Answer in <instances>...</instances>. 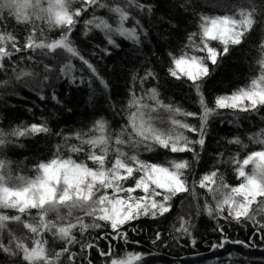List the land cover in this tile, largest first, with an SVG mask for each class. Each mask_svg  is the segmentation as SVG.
<instances>
[{"label": "snow or ice", "instance_id": "6c2138e0", "mask_svg": "<svg viewBox=\"0 0 264 264\" xmlns=\"http://www.w3.org/2000/svg\"><path fill=\"white\" fill-rule=\"evenodd\" d=\"M72 3L73 0H46L45 6V0H0V21L4 19L3 13L6 10L16 23H32L35 18L46 21L50 28L64 29L59 38L48 40L38 39L36 29L33 28L22 46L15 35L0 32V71L7 72L10 69L17 81L36 77L47 81L53 68L49 63H44L42 58L52 57L60 61L59 76L65 77L70 84L75 86L86 84L91 88L95 81H99L107 91L108 83L100 76L95 66L80 53L71 39V34L79 22L78 18L90 8H106L113 14L114 22L110 23L105 17L97 16L93 12L91 18L83 20L84 35L98 30L103 34L107 44L113 47H119L115 37L140 45L142 36L146 38L148 32L130 9L150 15L153 11L152 6L141 0L119 2L113 0L111 4L105 0H79L80 7L73 9ZM238 16V19L230 15L201 16L199 33H190L188 43L185 45L186 49H192V54L187 51H182L179 56L169 53L170 64L167 74L177 81H182L194 93L200 108L199 114L185 111L171 103L165 104L155 87L142 89V95L130 89V99L126 106L127 124L122 125L119 131L115 133L110 131L108 121L101 117L87 131L80 130L67 135L56 133L62 136L63 143L56 145V152L50 160L41 161L35 166L36 175L31 178L24 176L13 178L10 173L5 175V162L0 160V209H12L17 213L12 216L0 213V253L18 258L11 261V264H58L60 257L65 253H68L69 261H74L76 253L69 252V246L79 243L73 235L74 229L84 233L90 228L107 227L111 232L103 233L100 239H122L127 242V232L121 231L124 225L142 216L152 219L164 216L171 211L170 202L174 197L190 191L195 194L197 184L216 200L217 215H220L227 206L228 215L237 223H241L243 219L257 225L254 233L256 235L264 230V223L257 219L258 213H264V200L258 201V197H264V150L253 151L242 161L238 156L231 158L236 176L241 180L238 185L231 186L225 183L223 176H218L217 169L202 175L198 181L194 180L191 188L185 176L186 170L190 168L188 160L172 159L167 164H161L141 160L138 155L141 147L153 151L155 146H159L171 153L190 152L193 161L198 163L200 152L203 151L206 142L207 125L212 117L220 115L222 110H230L236 114L259 113L264 109V58L259 61L260 74L252 78L248 85L239 87L230 94L215 96L211 105L205 97L207 79L212 76L221 60L229 54L230 46L242 44L245 34L253 26L252 11L240 7ZM129 20L133 22L131 26H128ZM197 36L199 43L195 40ZM212 41H218L222 48L213 47ZM103 51L107 53V49ZM23 52L37 53L41 59L34 61L33 55H27L21 56L19 61L13 60L17 53ZM73 60H79L82 66L77 68ZM6 61L10 63L6 64ZM20 61L25 63L34 61L43 67L41 71H36L29 66H20ZM149 78L157 79L156 73L150 69L139 78L141 85ZM2 83L7 85L9 80ZM40 99L44 100L46 97L41 94ZM51 99L61 103L55 93ZM160 110L169 113L170 127L167 130L156 126ZM154 113L157 115H153ZM197 115L200 121L198 128L184 120L176 119L177 116ZM180 129L194 133L198 138L191 139ZM50 131L46 122L32 123L13 129L10 135L34 136ZM71 139L79 143L68 144ZM228 142L241 143L238 137ZM5 143H7L5 134L0 132V146ZM84 145L88 146L86 160L78 162L71 155L65 158L60 154L61 149L65 147L69 153L84 152ZM197 145L200 151L197 150ZM123 146L135 150L134 154L129 155ZM110 152L114 153V158L109 162ZM88 161L94 167H90ZM249 164L252 165L251 173L245 170ZM13 179L17 183L10 184ZM130 179H134V184L125 187V183ZM137 191L143 195H134ZM253 204H257L256 209L252 208ZM204 207L208 215H213L214 210L210 205L205 204ZM62 209L66 211L62 213ZM32 210H36L34 216L31 215ZM75 212H81L83 215L74 216ZM50 213H55V219L49 218ZM25 216L29 218L22 220ZM84 217H91L92 222L86 223ZM180 220L181 225L176 230L191 235L189 221H185L183 217H180ZM9 221L22 223L31 234L30 237H19L9 232L8 241L5 243L3 232ZM132 231L136 229L133 228ZM46 233L64 241V247L50 254L47 249L48 241L44 239ZM28 239L31 241L30 244L26 242ZM159 239L160 233L157 232L156 240ZM261 239H264V236H261ZM225 242L227 241H222L219 246L222 247ZM192 243L195 244V240ZM247 246L245 244V247ZM81 247L90 249L96 245L89 243ZM98 251L101 256H112L111 244L107 252L99 249ZM141 259V255L133 253L127 255L126 259L113 258L110 264H138ZM88 264H92V261L89 260Z\"/></svg>", "mask_w": 264, "mask_h": 264}, {"label": "trees", "instance_id": "16d2710c", "mask_svg": "<svg viewBox=\"0 0 264 264\" xmlns=\"http://www.w3.org/2000/svg\"><path fill=\"white\" fill-rule=\"evenodd\" d=\"M105 2L111 4L113 0H105ZM141 2L150 4L153 11L147 15L130 9L148 32L146 38L142 36L140 45L115 37L119 47H113L107 44L103 34L98 30L84 35L83 20L91 18L93 12L97 16L105 17L110 23L114 22L113 14L106 8H90L88 12L83 13L71 34V39L80 53L95 66L100 76L108 83L107 91L99 81H95L91 88L86 84L80 86L70 84L65 77L59 76L60 61L52 57L42 58L44 63H49L53 68L47 81H43L41 77L17 81L10 69L7 72L0 71V132L5 134L7 141L0 146V160L5 162V175L10 173L13 178L34 177L35 166L41 161L50 160L56 152V145L63 143L62 136L56 133L67 135L80 130L87 131L101 117L108 121L110 131L113 133L119 131L122 125L127 124L126 106L130 99V89L142 95V89L155 87L165 104L171 103L185 111L199 114L200 108L194 93L182 81L169 77L167 68L170 64V52L176 56L182 51L192 54V49H186L185 45L188 43L190 33H199L201 16L230 15L238 19V9L244 7L252 11L254 20L251 30L245 34L243 43L230 46L229 54L221 60L212 76L205 82V97L210 105L215 96L230 94L235 89L248 85L252 78L260 74L259 61L264 58V47H262L264 0H141ZM77 7H80L79 0H73L72 8ZM3 16L4 19L0 21V32L15 35L21 46L33 28L36 29L38 39L48 40L59 38L64 31L58 27L50 28L46 21L35 18L32 23H16L6 10ZM132 23L129 20L128 26ZM195 40L199 43V36L195 37ZM211 45L222 48L218 41H212ZM103 49H107V53ZM195 54L203 55V53ZM27 55H33L34 61L41 59L37 53L23 52L17 53L13 60L19 61L21 56ZM34 61L27 63L20 61V66H29L41 71L43 65H38ZM73 63L77 68L82 66L79 60H73ZM149 69L156 73L157 79L149 78L141 85L139 78ZM80 74L87 75V73ZM4 80H9V83L3 85ZM53 93L61 103L51 99ZM41 94L46 99L41 100ZM158 115L156 126L167 130L170 127L169 113L160 110ZM176 119L184 120L197 128L200 124L198 115L197 117L177 116ZM43 122H46L51 130L47 134L24 137L10 135L17 127ZM180 131L191 139L198 138L196 134L187 130L180 129ZM237 137L241 141L240 144L228 142ZM258 141H264V109L259 113L236 114L230 110H222L221 114L212 117L207 125L206 142L203 151L200 152L198 163L193 161L190 152L171 153L159 146H155L153 151L141 147L138 155L141 160L151 163L167 164L172 159L188 160L190 168L186 170L185 176L190 188L194 180L198 181L202 175L217 169L218 176L222 175L225 183L236 186L241 180L236 176L235 165L231 158L238 156L242 161L251 152L264 150V143ZM67 143L79 142L71 139ZM83 147L85 151L81 153H69L65 147L61 149L60 154L65 158L71 155L78 162L86 160L88 146ZM123 147L129 155L134 154L135 150L132 148ZM196 148L200 151L198 145ZM113 158L114 153L110 152L109 162ZM88 163L90 167H94L90 161ZM245 170L251 173L252 165L249 164ZM134 182V179L128 180L125 187L132 186ZM9 183L15 184L17 181L13 179ZM134 195L140 196L143 193L137 191ZM170 203L172 209L164 216L155 219L142 216L124 225L121 231L127 232V242L122 239H100L103 233L111 232L107 227L90 228L84 233L74 229L73 235L79 243L69 246V252L76 253L75 260L69 261L68 253H65L60 257L58 264H88L89 260L92 264H110L113 258L126 259L127 255L133 253L142 257L138 264H264V239H261L264 230L256 235L254 233L258 226L252 222L242 219L241 223H237L236 220H231L222 214L217 215L216 200L206 189L200 188L197 184L195 194L191 191L181 193ZM205 204L213 208V215L210 216L205 211ZM252 208L256 209L257 204ZM65 211L63 209L61 212ZM0 213L9 216L17 214L12 209H0ZM35 214L36 210H32L31 215ZM180 217L189 221L188 228L191 235L176 230L181 225ZM28 218L25 216L22 220ZM49 218L55 219V216L50 213ZM257 219L264 223V213H258ZM84 220L86 223L92 222L91 217H84ZM133 228L136 231H132ZM9 232L14 235L20 232L26 234L27 229L20 222H7L3 232L5 243L8 241ZM157 232L160 233L159 240H156ZM44 239L48 241L47 249L50 254L64 247V241L54 238L50 233H46ZM193 240L195 244L192 243ZM222 241L227 242L220 247ZM89 243L96 247L90 249L81 247ZM109 244L112 246V256H101L98 249L107 252ZM245 244L248 246L245 247ZM213 245L217 246L213 247ZM16 259L18 258L0 253V264H11V261Z\"/></svg>", "mask_w": 264, "mask_h": 264}, {"label": "rangeland", "instance_id": "374dc122", "mask_svg": "<svg viewBox=\"0 0 264 264\" xmlns=\"http://www.w3.org/2000/svg\"><path fill=\"white\" fill-rule=\"evenodd\" d=\"M259 200H264V198L263 197H259L258 198V201ZM254 205V204H253ZM253 205H252V207H253ZM63 210V209H62ZM61 210V211H62ZM51 214H53L54 216H55V213H51ZM74 214H76V215H83V214H81V212H75ZM222 215H224L225 217H227V218H229V219H233L231 216H229L228 215V208H227V206H225V208H224V210H223V212L221 213ZM233 220H235V219H233ZM30 233L28 232V230H27V233L25 234V233H23V232H20L18 235H16V236H19V237H30ZM26 242L27 243H31V241H30V239H28V240H26Z\"/></svg>", "mask_w": 264, "mask_h": 264}]
</instances>
